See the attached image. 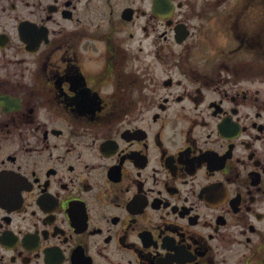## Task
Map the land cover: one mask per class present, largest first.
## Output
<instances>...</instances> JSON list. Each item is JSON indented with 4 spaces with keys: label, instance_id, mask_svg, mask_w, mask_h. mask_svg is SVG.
<instances>
[{
    "label": "flooded vegetation",
    "instance_id": "flooded-vegetation-1",
    "mask_svg": "<svg viewBox=\"0 0 264 264\" xmlns=\"http://www.w3.org/2000/svg\"><path fill=\"white\" fill-rule=\"evenodd\" d=\"M0 264H264V0H0Z\"/></svg>",
    "mask_w": 264,
    "mask_h": 264
}]
</instances>
